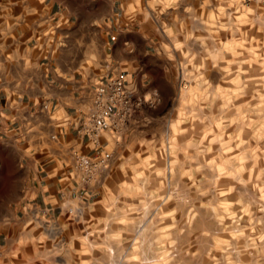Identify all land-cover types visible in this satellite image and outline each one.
<instances>
[{"label": "rangeland", "instance_id": "1", "mask_svg": "<svg viewBox=\"0 0 264 264\" xmlns=\"http://www.w3.org/2000/svg\"><path fill=\"white\" fill-rule=\"evenodd\" d=\"M182 2L155 28L176 91L114 146L89 264H264V11Z\"/></svg>", "mask_w": 264, "mask_h": 264}, {"label": "crops", "instance_id": "2", "mask_svg": "<svg viewBox=\"0 0 264 264\" xmlns=\"http://www.w3.org/2000/svg\"><path fill=\"white\" fill-rule=\"evenodd\" d=\"M182 1L0 0V264L90 263L80 239L98 224L102 181L73 177L70 154L93 153L76 119L104 74L124 73L134 95L157 92L121 134H101L112 164L120 138L170 106L176 59L156 48L155 28Z\"/></svg>", "mask_w": 264, "mask_h": 264}, {"label": "built area", "instance_id": "3", "mask_svg": "<svg viewBox=\"0 0 264 264\" xmlns=\"http://www.w3.org/2000/svg\"><path fill=\"white\" fill-rule=\"evenodd\" d=\"M264 10V0H246ZM159 102L157 92L149 96L134 95L127 88L126 75L122 72L104 74L91 90L90 106L76 119L75 134L85 138L92 154H70L74 179L82 186L95 184L107 169L112 154L100 149L99 138L105 132L121 134L135 114L152 109ZM45 109V106H42ZM69 212V211H68Z\"/></svg>", "mask_w": 264, "mask_h": 264}]
</instances>
